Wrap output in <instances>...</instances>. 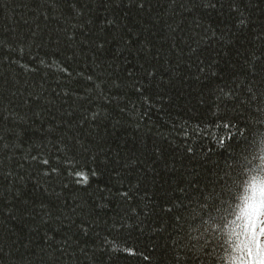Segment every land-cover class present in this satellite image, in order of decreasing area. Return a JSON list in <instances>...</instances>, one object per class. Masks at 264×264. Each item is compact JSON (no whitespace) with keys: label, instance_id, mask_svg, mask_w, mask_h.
<instances>
[{"label":"trees","instance_id":"16d2710c","mask_svg":"<svg viewBox=\"0 0 264 264\" xmlns=\"http://www.w3.org/2000/svg\"><path fill=\"white\" fill-rule=\"evenodd\" d=\"M257 172L264 0H0V264H225Z\"/></svg>","mask_w":264,"mask_h":264},{"label":"clouds","instance_id":"9594fccd","mask_svg":"<svg viewBox=\"0 0 264 264\" xmlns=\"http://www.w3.org/2000/svg\"><path fill=\"white\" fill-rule=\"evenodd\" d=\"M264 221V173L250 174L241 184L233 211L235 217L225 229L230 238L225 264H264V236L259 243L250 225L257 218Z\"/></svg>","mask_w":264,"mask_h":264},{"label":"snow or ice","instance_id":"6c2138e0","mask_svg":"<svg viewBox=\"0 0 264 264\" xmlns=\"http://www.w3.org/2000/svg\"><path fill=\"white\" fill-rule=\"evenodd\" d=\"M45 164L48 163V161H44ZM78 176H84L85 180L87 179V177L85 176L84 173H77ZM259 215H261V213H257V218L251 223L252 226V230H253V234H255L256 231V226L257 224L260 225V234L264 235V221H260L259 220Z\"/></svg>","mask_w":264,"mask_h":264},{"label":"rangeland","instance_id":"374dc122","mask_svg":"<svg viewBox=\"0 0 264 264\" xmlns=\"http://www.w3.org/2000/svg\"><path fill=\"white\" fill-rule=\"evenodd\" d=\"M260 220V219H259ZM260 221H262V220H260ZM259 230H260V225H259ZM262 236H264V235H262Z\"/></svg>","mask_w":264,"mask_h":264}]
</instances>
